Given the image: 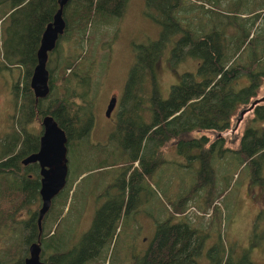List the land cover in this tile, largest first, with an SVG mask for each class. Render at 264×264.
<instances>
[{
  "label": "trees",
  "instance_id": "trees-1",
  "mask_svg": "<svg viewBox=\"0 0 264 264\" xmlns=\"http://www.w3.org/2000/svg\"><path fill=\"white\" fill-rule=\"evenodd\" d=\"M127 1L67 2L63 7L66 27L59 36L56 47L49 51L46 63L50 92L46 97L36 99L29 79L36 63V49L41 33L58 8V0H0V3L8 5L4 13L8 23L4 28L5 37L2 41L3 57L9 63H20L25 67L23 80H18L12 87L17 103L16 123L19 130L7 133L0 143V228L7 221L13 225V229L23 228L21 242L25 244L24 257L28 255L26 251L28 252L32 241L39 238L42 243L45 240L42 230L51 228L49 218L54 208L52 202L40 232L36 210L30 213L29 218L21 220L18 228L15 227L13 214L16 208L39 202V165L37 162L21 164V158L36 151L39 146L41 133L31 134L28 126L35 119L41 120L46 113L52 114L64 128L68 147L72 149L75 140L79 141L89 132L94 120L89 68L77 70L74 60L67 61L60 74V92L57 91V76L53 74L51 66V61H59L55 56L57 46L62 39L70 38L73 33L78 36L77 42L85 38L88 43L89 26L93 22L92 28L101 23H115L123 14ZM201 1L144 0L143 12L146 18L156 22L160 29L157 38L133 43L134 58L124 84L122 108L118 113L116 126L110 132L118 141L119 149L115 153L119 162L116 174L107 187H111L113 198L118 196L117 213L127 209L126 205L136 189L133 183L144 175H151L157 165L166 161L163 147L169 141H174L183 154L189 148L198 150L196 180L190 186V194L186 193L182 197L192 198L195 190L204 186L211 190L215 184L214 153L218 157L224 156L227 148L223 147L221 136L206 146L207 136L204 133L196 135L195 132L205 129L221 132L228 128L237 109L250 102L263 82L264 23L256 21L260 13L248 16L249 26H246L244 22L226 19L219 8H207ZM219 4L215 6L218 7ZM179 15L185 18L184 22ZM206 17L211 21V25L207 27H204L203 22L195 21ZM190 26L195 28V35ZM252 28H255L253 32ZM177 32H181V35L170 48L169 58L176 61L185 55L192 56L198 60L197 70L195 73L182 72L180 80L171 86L167 97H163L159 88L158 63L167 43L175 39ZM241 79H245V83L239 85L238 81ZM44 100L46 105L43 104ZM253 110L255 116L252 123L244 128L239 146L234 152L245 163L253 180L264 181V125H256V121L264 120V102L257 104ZM135 161L138 165L132 168ZM66 196L65 190H61L60 204L65 203ZM182 197L180 201L183 200ZM214 201V196L208 192L204 206L209 208L213 205L211 217L218 212L214 208ZM183 202L180 205L175 203L170 217L157 223L148 247L142 255L134 257L131 264L195 262L201 248L197 233L199 228L191 227L187 220L170 219L173 212H183ZM110 207L107 202L97 211L92 227L70 249L60 251V235L57 239L48 237L46 245L54 243L55 251L42 258L46 264H65L67 259L77 256L81 251H87L88 248V256L96 255L97 250L93 244L102 233L98 216L105 208ZM248 255L243 253L241 259L232 261L233 264H243L244 261L252 264ZM86 256L83 257L84 261ZM24 257L20 256L15 264H23ZM208 257L212 264H228L229 260V256L224 254L222 243L220 246L213 244L209 248Z\"/></svg>",
  "mask_w": 264,
  "mask_h": 264
},
{
  "label": "rangeland",
  "instance_id": "rangeland-1",
  "mask_svg": "<svg viewBox=\"0 0 264 264\" xmlns=\"http://www.w3.org/2000/svg\"><path fill=\"white\" fill-rule=\"evenodd\" d=\"M196 1L198 2L191 0L192 3ZM200 3L207 8H219L226 19L244 22L246 26H249L247 17L259 12L260 16L256 21L264 23V0H202ZM217 3H220L218 7L215 6ZM143 8L144 0H128L123 14L115 23H101L100 26L92 28L93 22L89 26L88 43L85 38L77 42L78 36L73 33L70 38L62 39L57 46L55 56L59 61L57 63L51 61L52 72L57 76L55 81L57 91L60 92V74L67 61L74 60L77 70L89 68L90 92L94 99V120L89 132L79 141L75 140L72 149L68 147L69 143L67 144V182L61 189L65 190L67 196L65 203L62 204L60 192L53 198L54 208L49 218L52 226L50 229L42 230L45 233V240L41 243V258L48 257L55 251L54 243L46 245L48 237L57 239L56 237L60 235L58 246L60 251L70 249L76 244L92 227L97 211L108 202L111 207L105 208L98 216L102 233L93 244L97 250L96 255L88 256V248L87 251H81L77 256L67 259L65 264H131L134 257L142 255L148 247L157 223L170 217L175 203L180 205L185 201L183 212H173L174 216L172 215L170 219L187 220L191 227L199 228L197 233L201 248L195 262L190 264H212L208 257L209 248L213 244L220 246L221 243L224 254L229 256L228 264H233L234 259H241L243 253L249 254L247 258L252 264H264V213L258 218L256 225H253L256 203L264 201V192L259 186H264V181L253 180L247 172L245 163L241 162L234 152L239 146L244 128L252 123L254 110L244 114L235 130L231 127L241 106L225 130L220 132L205 129L195 132L196 135L204 133L207 136L206 146L221 136L223 147L227 148L224 156L218 157L214 153L215 184L211 190L204 186L195 190L192 198L182 197L186 193L190 194V186L196 180L198 150L189 148L183 154L174 141H169L163 147L166 161L157 165L151 175H144L133 183L136 189L133 190L126 205L127 209L117 213L118 196L113 198L111 187H107L116 174L119 162L115 153V150L119 149L118 141L110 132L115 128L118 113L122 108L124 84L134 58L133 43L157 38L160 29L156 22L146 18ZM7 9V3H0V143L7 133L14 129L16 132L19 130L16 123L17 103L12 87L18 80L22 81L25 75L24 65L9 63L3 57L2 41L5 37L4 28L8 23L4 13ZM214 13L222 15L219 12ZM179 17L181 21H185L181 15ZM205 19L207 21H202ZM202 20L195 21L203 22L204 27L211 25L208 17ZM219 20L218 16L217 21ZM190 28L195 35V28L191 26ZM254 29L252 28L251 32ZM175 35V39L167 43L164 55L158 63L159 88L163 97H167L171 86L180 80L182 72L195 73L197 70L198 60L192 56L185 55L176 61L169 58V50L181 32ZM65 72L67 73L68 69ZM238 83L239 85L245 83V79L239 80ZM113 95L116 96V101L107 116L105 109ZM262 95L264 78L254 97ZM45 103L44 100L43 104L46 105ZM256 122V125L259 123L264 125V120ZM28 130L31 134L41 133V120L32 121ZM135 165H138L137 161L131 167ZM208 192L214 196V208L218 211L213 217H211L213 205L211 204L209 208L204 206ZM40 203L39 195L38 203L17 207L13 214L16 220L15 227L18 228L21 220L29 218L32 211H38ZM44 217L45 215L41 226ZM50 233L52 234L49 235ZM23 234L22 227L13 229V225L8 224V221L0 228V263L15 264L20 256L24 257L25 244L21 242ZM85 256L89 258L87 261L83 260ZM243 264L248 263L244 261Z\"/></svg>",
  "mask_w": 264,
  "mask_h": 264
},
{
  "label": "water",
  "instance_id": "water-1",
  "mask_svg": "<svg viewBox=\"0 0 264 264\" xmlns=\"http://www.w3.org/2000/svg\"><path fill=\"white\" fill-rule=\"evenodd\" d=\"M68 1L58 0V8L54 12L52 19L46 23L40 36L39 45L36 49V63L29 79V85L36 99L46 97L50 92L48 83L49 71L46 63L49 51L56 47L57 40L66 27L63 7ZM115 101L116 96H111L105 109L107 116H109L114 107ZM260 102H264V95L252 98L246 106L238 111L231 128L235 130L244 114L249 110H253ZM41 124L42 132L39 137L38 149L21 158L23 164L37 162L39 165L40 185L38 192L41 199L37 212L39 232L41 231L42 218L49 210L53 198L66 185L68 174V138L64 128L58 124L50 113L42 116ZM41 251L39 238L36 241H32L28 246V255L24 257L23 264H46L41 258Z\"/></svg>",
  "mask_w": 264,
  "mask_h": 264
},
{
  "label": "flooded vegetation",
  "instance_id": "flooded-vegetation-1",
  "mask_svg": "<svg viewBox=\"0 0 264 264\" xmlns=\"http://www.w3.org/2000/svg\"><path fill=\"white\" fill-rule=\"evenodd\" d=\"M232 134H234V132L232 133ZM240 140V139H239ZM260 186V185H259ZM251 188V186L249 187V189ZM260 189L264 192V187H262V186H260ZM257 204H260V205H257ZM256 211H255V215H254V220H255V222H254V226L256 225V223H257V220H258V218L261 216V214H263L264 213V201H262V202H258L257 201V203H256Z\"/></svg>",
  "mask_w": 264,
  "mask_h": 264
},
{
  "label": "bare ground",
  "instance_id": "bare-ground-1",
  "mask_svg": "<svg viewBox=\"0 0 264 264\" xmlns=\"http://www.w3.org/2000/svg\"><path fill=\"white\" fill-rule=\"evenodd\" d=\"M40 240V239H39ZM40 245H41V242H40ZM41 249H42V245H41Z\"/></svg>",
  "mask_w": 264,
  "mask_h": 264
}]
</instances>
